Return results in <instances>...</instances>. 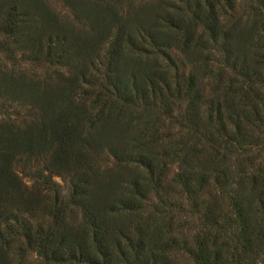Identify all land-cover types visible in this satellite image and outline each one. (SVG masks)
Returning a JSON list of instances; mask_svg holds the SVG:
<instances>
[{"label":"trees","instance_id":"1","mask_svg":"<svg viewBox=\"0 0 264 264\" xmlns=\"http://www.w3.org/2000/svg\"><path fill=\"white\" fill-rule=\"evenodd\" d=\"M61 1L0 0V264H264V0Z\"/></svg>","mask_w":264,"mask_h":264},{"label":"rangeland","instance_id":"2","mask_svg":"<svg viewBox=\"0 0 264 264\" xmlns=\"http://www.w3.org/2000/svg\"><path fill=\"white\" fill-rule=\"evenodd\" d=\"M47 1L52 5L53 8L58 9L59 11H62L63 12L64 8H63V3H62L61 0H47ZM175 54H177V53L175 52ZM24 67L26 68V66H24ZM27 69L30 70L29 67ZM189 70H190V68L187 67V66L183 67V69H182V71L185 74H188ZM0 119H1V117H0ZM178 132H179L178 129H175V133H178ZM106 164H107L106 166L108 168H112V167L115 166V160L112 159V158H110V160H108ZM176 171H177L176 169H173L172 174L169 176V179L170 180L173 178V176L176 173ZM17 172L23 178V180L25 181V183H27L29 185L31 184L30 178L28 176H26V173L25 172H22L20 168L17 169ZM54 182L56 184H59L64 189L65 192L67 191L68 185H67V183L61 177H55ZM152 198H153L152 199V202H154L153 204L157 203L156 197H152ZM174 200H177V201L180 202V198H178V197H176ZM153 204H151V205H153ZM149 210L151 212V209L150 208H149ZM174 214H175V217L177 219V223L178 224L179 223H181V224H187L188 221H192L189 217L183 216L182 215L183 213L181 211H178L177 210V211H175ZM80 218H81V215H80ZM184 232H187V230L184 231ZM180 257H181V255H180ZM34 261H35L34 258H32V259L30 258L29 260L26 261L28 263L24 262V264H33V263L35 264Z\"/></svg>","mask_w":264,"mask_h":264}]
</instances>
